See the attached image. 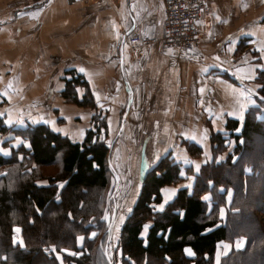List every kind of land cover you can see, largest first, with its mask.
<instances>
[{"label":"crops","instance_id":"1","mask_svg":"<svg viewBox=\"0 0 264 264\" xmlns=\"http://www.w3.org/2000/svg\"><path fill=\"white\" fill-rule=\"evenodd\" d=\"M158 1L0 0V51L3 54L5 50H15L13 59L0 56V66H10L0 69L3 72L0 97L4 98L0 102V118L4 125L24 129L43 124L71 140L72 135L66 128H88L93 115L89 108H77L70 104L72 106L66 112L60 105L54 107L49 100L58 96L57 92L62 90L70 70L87 82L96 97L95 111L105 114L108 129L119 125L124 127V123L128 128L132 127L131 116L134 115L123 110L119 104H113L114 99L103 100V97L127 96L128 101L129 91H135L133 94L141 97L137 104L142 109L146 102L144 98L151 97L150 87L155 88V108L143 106L150 120L142 125L149 131L137 153L135 188L126 199L130 198L132 203L135 201L142 173L152 165L153 159L155 161L167 155L178 165L180 179L159 189L161 200L154 205L156 211H160L158 209L165 201L166 205L170 203L179 190L186 189L188 194L192 193L199 174L196 165L201 168L205 164H220L232 155L235 141L226 129L228 121L238 123L234 133H239L246 113L251 109L256 110L254 120L264 121L263 98L256 82L257 73L264 63V52L258 51L264 48V0H209V10L198 25L200 60H188L178 55L172 57L168 50L149 45L142 53L141 64L136 56L129 53L124 36L153 24L156 32H160L163 0L157 13ZM80 68H84L85 73L79 72ZM246 75H254L255 79H245ZM122 77L131 82L132 89L135 81H142V87L137 90L121 88ZM114 82H118L115 87ZM200 89H204L203 93ZM248 89L257 94L255 104L247 101ZM242 90L244 95H241ZM241 105H244L242 109ZM124 111L129 114L126 116ZM72 123L80 125L72 126ZM18 140L20 138H13L7 148L9 153H0V156L9 158L10 151L20 145L17 146ZM149 144L151 148L147 147ZM256 148L247 155L248 160L257 161ZM113 155V150H109L107 160L110 167L114 166ZM237 158L238 155L230 156L231 162ZM251 167V164L243 166L245 176L251 174ZM116 176L120 183L118 174ZM37 183L38 186L47 185L46 181ZM119 189L114 186L111 200ZM216 193L223 194L224 203H217L215 213L212 209L217 198L208 191L201 196L205 203V215L214 214L219 222H224L233 190L219 185ZM205 196L209 199H204ZM118 199L113 198L115 208ZM132 203L124 207L130 209ZM221 209L224 211L223 218ZM241 239L245 240L237 238L217 242L214 264L217 253L222 251L218 249V243L230 244L232 251L238 249L236 241ZM186 248L190 249L185 247L184 255L193 258L185 254ZM224 256L221 255L220 259Z\"/></svg>","mask_w":264,"mask_h":264},{"label":"trees","instance_id":"2","mask_svg":"<svg viewBox=\"0 0 264 264\" xmlns=\"http://www.w3.org/2000/svg\"><path fill=\"white\" fill-rule=\"evenodd\" d=\"M67 73L69 77L64 79L59 93L61 98L77 107L95 110L85 79L72 70ZM256 82L264 103V71L257 73ZM255 111L246 113L239 133L233 132L236 121L226 124L235 141L230 155H238L235 162L228 156L223 163L203 165L192 193L179 190L163 211L154 207L161 200L159 189L180 179L178 165L166 155L142 173L137 196L117 237L122 263L129 260V264H214L217 242L244 238V246L230 251L220 259V264H264V229L259 228L256 220L257 215L264 219V203L260 201L264 200V121L254 120ZM100 118L105 123V114L95 111L92 123ZM92 129H86L83 139L74 142L47 125L12 129L0 118V134L12 130L30 145L20 144L12 151L13 157L0 156V249L4 257L10 252V259L0 258V264H61L55 255L65 258L71 252H79L76 236L86 234V224L101 223L104 209L111 206L113 190L110 188L107 195L109 202H104L103 193L112 187L113 175L107 160L109 146L94 137L99 126ZM252 138L263 141L255 147L256 162L247 159L255 149ZM18 153L24 156L20 161ZM24 163L30 166L29 172ZM245 164L252 166L247 176L243 173ZM47 166H58V170L39 175L41 167ZM38 181H46L47 185L38 186ZM219 185L233 190L224 222H219L214 214L205 215V203L201 200L204 193L211 192L217 198L212 209L215 213L218 200L224 199L223 194L216 193ZM145 225L149 227L142 237ZM14 227L22 230L23 248L13 245ZM53 246L55 253L45 251ZM185 247L195 253L193 258L184 255ZM88 259L95 264L91 263V256Z\"/></svg>","mask_w":264,"mask_h":264},{"label":"rangeland","instance_id":"3","mask_svg":"<svg viewBox=\"0 0 264 264\" xmlns=\"http://www.w3.org/2000/svg\"><path fill=\"white\" fill-rule=\"evenodd\" d=\"M157 13L161 10V6H162V0H159L157 2ZM161 16V13H160ZM159 18H157V21L159 22ZM155 26V24H153ZM169 54L172 57H175L176 55H178L177 53H173L169 51ZM15 55V50L14 49H9V50H5L3 52V54L0 51V56L9 58V59H13ZM143 54L141 55L140 58H138V60L143 59ZM180 57V56H178ZM2 68H10V66H0V69ZM145 68V67H143ZM142 68V69H143ZM140 72L142 71L141 69H139ZM1 76L3 77L2 74L3 72H0ZM128 74H126L127 76ZM51 83V82H49ZM131 82L129 80H127L126 77H122L121 79V88H129L132 89L130 84ZM25 84V83H24ZM114 87L116 86V84L118 85V82L115 84V82L113 83ZM142 87V81H135L133 89L132 90H137L138 88ZM152 88L149 92V96L151 97H145L144 101V105L145 107H147V109H150L152 107L155 108V102L154 99L157 98V92L155 91V88ZM58 96H53L51 99L52 100L51 104L54 107L57 106H62L66 112H69L68 109L71 108L70 105L71 103H69L68 101L64 100L63 98H61L59 92H57ZM135 91L132 92L131 90L129 91L130 96L133 95L134 99L132 102H129V96H128V101H127V96L123 97H114L112 98L110 95L108 97H103V100H110V99H114V103L115 105H118L121 107L123 110L128 111L130 114L134 115L135 119L133 116H131L132 120H133V126L128 128L127 125L124 123V127L122 125H119L116 128L113 129H108L106 127V125H104V119L103 121H101L102 119H96V123H92V119H91V123H89L88 128H93L92 130H96V126H99V129H97L95 136L97 138V140L103 141L105 142L108 146H109V150L112 151L113 150V160L112 163L114 164V166L110 167V163H109V167H110V174L113 175V179H112V183L110 181V185H112V187H109L104 193V202L107 200L108 202L110 201V198H107V195L109 194L110 188L111 190H113L112 188H114V186H118L120 187L119 191L115 193V195L112 197L111 200V206H108V208H105L103 211V216H101V218L99 219L101 221L100 224H96V223H92V224H86L85 226H88L89 230L87 229V232L85 235L79 234L76 236V249H78L79 252H71L74 253L72 255L68 254L65 256V258H62L61 255H59L61 257V259L63 260V264H90V259L86 260V257L91 256V263H95V264H108V260L109 257H111V262L112 264H129V260H126L125 263H122L119 259L121 256V251H120V256L118 254V240L117 237L119 235L122 223L125 219V217L127 216L129 210L131 209L133 203L132 200H130V198L127 200V196L131 193V190L134 189V185L136 182V169H137V163H138V159H137V153H138V149L141 147L140 143L141 141H143L145 134L149 131L148 129H146L142 124L144 123H148V120H150V118L148 119V111L144 112V107L142 106V109L140 107H138V104H136V100L138 103V99H141V97H136L134 94ZM93 95V94H92ZM94 102L96 103V97H94ZM10 98L8 97V100ZM41 99V98H40ZM1 100H4V98L0 97V102ZM44 104L45 100L43 101ZM132 103H134L132 105ZM125 105L127 107L128 105V109H125ZM140 105H142V101L140 102ZM65 106V107H64ZM131 106V107H130ZM77 107V106H76ZM43 108V107H42ZM78 108V107H77ZM80 108V107H79ZM130 109V110H129ZM89 110L93 113H95V110H92L89 108ZM138 111L140 113H138ZM125 112V111H124ZM128 112H125V115L127 116V114H129ZM102 113V112H101ZM55 115H57V113H54ZM58 114H60V112H58ZM100 114V113H98ZM103 114V113H102ZM137 118H140L139 120H137ZM100 122H99V121ZM98 122V123H97ZM72 126H78L80 124L77 123H72ZM86 127V129H88ZM69 130L71 133V137L73 138L72 141L74 142H80L84 135H85V131L83 128H71L70 126L68 128H66V130ZM83 132V135H81V133ZM11 138V139H10ZM13 138H20V140H22L21 137H18L16 135V133H14L12 130L7 131L6 133L0 135V145H2V147L0 149H4L3 152H0L2 154H7L9 153V150L7 149L9 147V145L12 143ZM252 149H254L256 146H258L261 142V140H258L257 138H252ZM111 148H110V144ZM23 144V143H22ZM24 145V144H23ZM150 147V144L147 146ZM151 148V147H150ZM7 149V150H5ZM153 155V153L151 154ZM10 156L13 157L12 152L10 151ZM16 157L18 158V160L20 161L21 159L24 158V156H22V153H18L16 155ZM159 161V159L155 160L153 159L152 165L150 167H154L156 165V163ZM109 162V160H108ZM28 168V172L30 170V166L26 165L25 163L23 164ZM32 167V166H31ZM149 167V168H150ZM56 170H58V166H47V167H41V169L39 170V175H44V174H48V173H53ZM1 171V170H0ZM3 172V171H2ZM1 172V173H2ZM119 176V180L120 183L118 181L117 175ZM118 181V182H117ZM9 184H11V182H9ZM125 194V197H122V195ZM256 194V193H255ZM116 196V197H115ZM119 198L117 201V207L115 208L113 205V198L114 200L116 198ZM132 198V197H131ZM261 204L264 203V200H260ZM132 205L130 206V209H126V207H124L125 205H127V207L129 206V204ZM224 200L223 199H219L218 200V205L219 204H223ZM255 202H252L251 204L253 205ZM102 209H103V205H102ZM126 209V210H125ZM102 215V213H101ZM105 215L108 216V219H105ZM264 216V215H263ZM123 217V220H121V218ZM264 218V217H263ZM256 220L258 221L259 224V228L260 229H264V219L262 220L260 216H256ZM252 221V220H251ZM254 221V219H253ZM255 225V223H254ZM93 233H95L94 237H93ZM14 235V234H13ZM77 237H84L82 243L78 244L77 243ZM111 245H114V247H112ZM83 249H85L83 251ZM121 250V249H120ZM71 251V250H68ZM105 253H108V256L105 255ZM3 251L0 249V258H3ZM7 259H10V252H7ZM57 255H55V257H57Z\"/></svg>","mask_w":264,"mask_h":264},{"label":"built area","instance_id":"4","mask_svg":"<svg viewBox=\"0 0 264 264\" xmlns=\"http://www.w3.org/2000/svg\"><path fill=\"white\" fill-rule=\"evenodd\" d=\"M209 7V0H163L160 32L157 33L153 25H145L137 33L126 34L124 41L129 53L138 59L146 47L158 45L168 51L171 49L170 52L177 53L181 58L200 60L202 56L198 50V25ZM212 40H215V37H212ZM133 99V95H129L128 104Z\"/></svg>","mask_w":264,"mask_h":264},{"label":"snow or ice","instance_id":"5","mask_svg":"<svg viewBox=\"0 0 264 264\" xmlns=\"http://www.w3.org/2000/svg\"><path fill=\"white\" fill-rule=\"evenodd\" d=\"M229 50L231 51L232 49L230 48ZM169 51H171V49ZM258 51L264 52V48H260V49H258ZM217 67H219V65H217ZM78 71L81 72V73H85V69L84 68H80V69H78ZM254 71H255V69H253V72ZM261 71H264V67L261 68ZM244 78L245 79H255V76L254 75H246ZM200 91H201V93H203L204 89H200ZM244 94L245 93L242 90L241 91V95H244ZM256 96H257V94H256V92L253 89H248L247 90V101H248L249 104H255L256 103V99H255ZM97 101L99 102V97H97ZM100 106L103 107V105H100ZM240 107L242 109L244 107V105H241ZM240 118H242V117H238V119H240ZM9 122H11V121H9ZM239 130L240 129L238 128L237 131H239ZM81 135H83V133H81ZM21 143H23V141L22 140H18L17 141V146L19 144H21ZM25 146L29 147L30 145H25ZM3 151H4L3 149H0V152H3ZM93 166L97 167V165H95V164ZM195 167H196V170L199 171L200 165H196ZM183 175H184V173L181 172V176H183ZM60 187L62 188L63 185H60ZM221 191H223V189ZM228 196H229V199H230V197H231V193L230 192L228 193ZM204 199H209V197L205 196ZM166 203H167V201H165V203L161 204L158 210L163 211ZM181 215H182V213H181ZM220 215H221V218H223V216H224L223 209L220 210ZM105 219L106 220L108 219L107 215H105ZM121 220H123V217L121 218ZM148 227H149L148 225L144 226V232L142 233V237L146 233ZM21 231L22 230L19 227H14L13 228L14 235L12 237V241H13V245L14 246L19 244V246L23 248L24 247V242H23V240L21 238H19V234L21 233ZM92 235L94 237L95 233H93ZM83 239H84V237H77V243L78 244L82 243ZM243 244H244L243 239L236 241V247L238 249L241 248L243 246ZM111 246L114 247V245H111ZM217 247H218V249L222 250V251L217 253V257H216V264H220L221 255H227V253L231 249V245L227 244V243H224V242H220V243H218ZM45 251L46 252L50 251L52 253H55L56 252V248H55V246H53L50 250L49 249H45ZM61 251H66V250L62 249ZM69 254L72 255L74 253H69ZM185 254L188 257H193L195 255V253L192 250L187 249V248L185 249ZM105 255L108 256V253H105ZM3 259H7V258L3 257ZM56 259L61 261V264H63V262L61 260V257L59 255H57ZM108 264H112L111 257H109Z\"/></svg>","mask_w":264,"mask_h":264},{"label":"water","instance_id":"6","mask_svg":"<svg viewBox=\"0 0 264 264\" xmlns=\"http://www.w3.org/2000/svg\"><path fill=\"white\" fill-rule=\"evenodd\" d=\"M120 251H121V250L119 249V250H118V254H119V256H120Z\"/></svg>","mask_w":264,"mask_h":264}]
</instances>
